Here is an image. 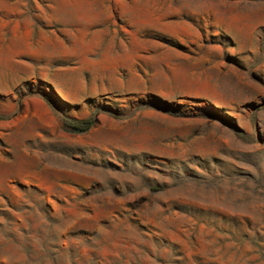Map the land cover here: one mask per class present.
Returning <instances> with one entry per match:
<instances>
[{"label": "rangeland", "instance_id": "rangeland-1", "mask_svg": "<svg viewBox=\"0 0 264 264\" xmlns=\"http://www.w3.org/2000/svg\"><path fill=\"white\" fill-rule=\"evenodd\" d=\"M0 264H264V0H0Z\"/></svg>", "mask_w": 264, "mask_h": 264}, {"label": "trees", "instance_id": "trees-1", "mask_svg": "<svg viewBox=\"0 0 264 264\" xmlns=\"http://www.w3.org/2000/svg\"><path fill=\"white\" fill-rule=\"evenodd\" d=\"M84 122L89 123V121H84ZM81 123L82 122H70V123H67V125L73 128L81 129V130L86 129L87 126H82Z\"/></svg>", "mask_w": 264, "mask_h": 264}]
</instances>
